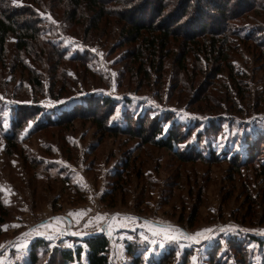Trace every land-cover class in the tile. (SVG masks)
Returning <instances> with one entry per match:
<instances>
[{
  "label": "rangeland",
  "instance_id": "1",
  "mask_svg": "<svg viewBox=\"0 0 264 264\" xmlns=\"http://www.w3.org/2000/svg\"><path fill=\"white\" fill-rule=\"evenodd\" d=\"M115 1L114 8L133 6L123 7L125 0ZM11 3L15 9L29 8L24 20L35 21L39 40L27 54L18 52L17 39L11 35L5 58L0 60V97H6L0 104V216L6 215L0 224V262L22 263L36 238L72 247V239L102 231L111 240V264H133L136 257L154 261L171 249L177 250L175 254L181 261L188 251L190 264H194V257L195 264H209L219 245L222 250L217 255L235 264L237 257L226 256L230 239L244 243L240 252L251 257L252 264H264V249L248 238L252 235L264 240V172L259 168L263 162L234 174L228 160L245 149L244 126L248 125L250 131L256 122L264 123V60L257 57V46L248 40L233 39L238 51L232 55V64L244 77L239 81L244 92L240 97L234 96V88L224 96L202 85L192 101H187L189 91L176 94L179 89L174 90L171 99L174 67L168 65L160 83L156 77L150 83L132 80L129 66H124L128 48H121L122 27L102 23L98 30L91 29L90 18L95 10L87 3L78 6L74 17L68 16L73 11L69 0H65L67 6L64 0ZM251 17L240 25H264V13ZM172 43L174 49L180 45ZM40 46L47 50L60 48L69 60L88 55L90 61L84 62L95 77L79 66L84 59L54 62L39 52ZM35 51L41 58H36ZM21 63L31 67L41 87L30 81L28 71L19 69ZM219 78L223 87L231 88L227 72ZM89 90L118 99L121 105L124 98L131 99L141 117L148 113L151 118H159L167 110H176V122L182 126L199 122L212 125L220 131L219 136L206 138L197 148L206 157L211 148L227 161L182 162L139 138L111 137L88 121L76 120L68 129L45 125L37 128L36 120L41 124L50 116L56 119L61 108L80 105V96ZM56 96L60 97L57 101ZM188 104L194 111L188 110ZM37 105L44 107L46 114L30 120L32 127L24 132L26 125L20 131L18 141L12 140L17 147L11 150L7 134L12 131L15 110ZM169 128L164 125L165 134ZM196 143L194 134L179 154L187 155L185 147ZM81 210H86L81 217L69 215ZM57 217L62 218L57 226L60 230L32 231ZM25 242L26 247L18 250L16 245ZM133 246L135 257L128 250Z\"/></svg>",
  "mask_w": 264,
  "mask_h": 264
},
{
  "label": "trees",
  "instance_id": "2",
  "mask_svg": "<svg viewBox=\"0 0 264 264\" xmlns=\"http://www.w3.org/2000/svg\"><path fill=\"white\" fill-rule=\"evenodd\" d=\"M12 1L0 0V60L5 58L8 38L11 35L17 39L16 49L18 52L27 54H30L31 46L36 45L39 40L37 35L39 31L35 27V21L24 20L26 12L30 11L29 8L15 9L16 5H11ZM69 1L73 7L72 13L68 14L70 17L76 15L81 3H87L95 10V14L90 18L91 29L98 30L102 23H116L122 27L121 48H128L124 58L127 62L124 66H129L132 80H136L137 83L141 81L150 83L156 77L160 83L168 65H172L175 69V83L174 89L170 90L171 99L174 90L179 89L176 94L189 91L191 94L187 101H192L198 96V87L202 85L210 87L219 95L226 96V93L233 88L234 96L240 97L244 94L239 84V81L244 77L238 75L232 64V55L238 51L233 39L248 40L254 43L257 46L256 50L261 51H258L257 57L264 60V25H240L244 23V20H247L246 18L258 17L264 13V0H134L132 3L125 0V4H122L123 7L124 5H133L130 9L129 6H127L128 8H122V6L114 8L112 5L115 4V0ZM106 2H110V7L106 6ZM64 4L67 6L65 0ZM72 7L68 6L67 9ZM132 9L135 12L131 11ZM113 18L116 22H113ZM172 41L180 44L177 49L172 47ZM40 49L39 52L42 51L43 55H48L51 61L52 59L54 62L68 59L63 53L65 51L60 48L55 50L49 47L47 50L40 46ZM34 53L38 54L36 51ZM40 56L38 54L36 58H41ZM84 56L76 55L68 61L75 63L82 59H84L83 62L89 60L88 55ZM85 62L79 66L83 68L85 74L92 73L95 77L96 73H93L88 67V63L85 64ZM18 67L29 72V79L33 84L38 87L42 86L41 80L29 70L30 66L21 63ZM224 72L228 73L232 83L231 88L222 85L224 83L221 82L219 75ZM184 74L188 77V81L184 78ZM176 94L174 97L178 96ZM56 97L55 101L60 98ZM4 98L6 97H0L1 105L4 103L1 101ZM80 98L82 99L80 105L70 109L61 108L56 119L50 116L48 121L44 122L45 124H38L39 120H36L37 128L45 125L47 128L52 126L68 129L76 120L88 121L111 137L127 135L133 139L139 138L145 144L163 149L180 158L182 162H192L193 159L207 164L227 161V157L223 156L222 159L217 151L211 148L208 151L209 157H206L205 153L197 148L203 145L206 138L219 136L220 131L212 125L205 126L199 122L189 127L182 126L181 123L176 122V110L172 112L167 110L159 118H151L148 113L141 117L138 111L132 107L131 99L124 98L121 105L118 99L102 96L95 91H86ZM187 106L189 111H194L189 104ZM2 108L0 106V110ZM45 110L40 105H37L36 108L22 106L15 110L11 122L12 131L7 134V143L11 150L17 147L12 143V140L18 141V135L27 122L46 114ZM222 120L219 119V121ZM167 124L170 125V128L165 134L164 125ZM251 130L253 131L250 132ZM251 130H248V125L244 126L245 133L242 138L245 149L241 153L235 152V155L228 159L234 174H240L243 169L258 162H263L259 168H261L262 174L264 172V123L256 122ZM194 134L197 138L196 145H188L185 147L187 155H180L179 151L183 149L182 145L188 143ZM64 182L68 183L66 178ZM5 217L6 215L0 216V224L5 221ZM248 238L250 242L258 244L260 249H264V240L252 235ZM72 240L74 245L68 247L62 246L63 242L52 245L51 241L36 238L30 245L27 258L17 264H111L112 245L107 235H89ZM241 244L244 243L238 239H230V253L226 256L228 258L233 255L234 258L237 257L235 264H252L251 257L240 252ZM128 250L135 257L136 247L135 250L134 246L129 247ZM221 250L222 247L219 245L215 254L211 255L209 264H230L225 261V258L217 255ZM176 251V249H171L167 254L154 261L136 257L133 264H190L188 256L191 253L186 251L181 261L177 258Z\"/></svg>",
  "mask_w": 264,
  "mask_h": 264
},
{
  "label": "snow or ice",
  "instance_id": "3",
  "mask_svg": "<svg viewBox=\"0 0 264 264\" xmlns=\"http://www.w3.org/2000/svg\"><path fill=\"white\" fill-rule=\"evenodd\" d=\"M16 2H17V0H13V3H16ZM41 15H43V13H41ZM49 19H51V17H49ZM93 51H95V50L93 49ZM32 123H33L32 121H28V122H27V127L24 129V132H27L28 129L32 127ZM85 214H86V210H81V211H79V212L69 213V215H70V216H73V217H81V216H83V215H85ZM97 219H98V220H99V219H102V217H97ZM126 219H127V218H126ZM89 223H91V221H89ZM60 224H62V218L57 217V218H55V221L50 222V223H48V224H43V223H42V224L39 226V228H33L32 231H33V232H38L40 229H46V230L58 231V230H60V229H59L57 226L60 225ZM5 227H6V226H5ZM14 227H18V225H14ZM204 231H205V232H211L212 230H211V229H205ZM41 234H43V233H41ZM196 235H197V236H200L201 233H197ZM50 238H51V237H50ZM170 238H173V239H174V237H170ZM26 243H27V242H25L24 244H17V245H16L17 249L20 250V249H22V248H25V247H26ZM193 261H194V264H195V261H196V258H195V257L193 258ZM0 264H2V262H0Z\"/></svg>",
  "mask_w": 264,
  "mask_h": 264
},
{
  "label": "built area",
  "instance_id": "4",
  "mask_svg": "<svg viewBox=\"0 0 264 264\" xmlns=\"http://www.w3.org/2000/svg\"><path fill=\"white\" fill-rule=\"evenodd\" d=\"M100 231V230H99ZM98 234H102V231L101 232H99Z\"/></svg>",
  "mask_w": 264,
  "mask_h": 264
}]
</instances>
